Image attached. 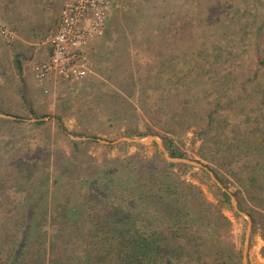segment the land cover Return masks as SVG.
Returning a JSON list of instances; mask_svg holds the SVG:
<instances>
[{
    "label": "rangeland",
    "instance_id": "rangeland-1",
    "mask_svg": "<svg viewBox=\"0 0 264 264\" xmlns=\"http://www.w3.org/2000/svg\"><path fill=\"white\" fill-rule=\"evenodd\" d=\"M220 1L223 5L215 8L216 11L213 13L211 7L213 0H114L107 17L103 37L97 41L98 44L91 43L89 45L92 46L90 48L92 60H90V73L86 76L87 84L84 83L83 87L75 90H66L64 89L65 85L61 84L60 89H64L61 91L56 90L59 85L55 82L56 84L49 85V90L45 92L40 91L29 79L24 81L19 77L20 80H17L19 84L14 85L16 87L14 92H17L19 87L25 89L29 97L28 104L33 105L35 110L33 112L30 110L18 111L9 103H7L8 106L3 104V107H8L7 112L19 113L25 118L22 119L23 124H10L13 128L3 122L0 123V153H25L29 160L37 165L39 173L49 174L51 180L59 181L61 172L58 171L59 163L57 161L61 162L63 166L66 165L67 171L73 170L75 164L88 172L93 170V166H101L105 162L116 159L122 161L125 157L134 154L140 158L151 160L161 153L165 160L158 143L165 149L163 143H167V139H172L174 147L186 155L185 159L197 161L203 166L208 165L210 169L216 171L218 177L223 179L226 184V188H224L245 211L243 213H252L247 264H264V213L261 211L254 213L255 208L245 195L246 187L239 182L240 178H244L245 175L240 171L242 162L233 163L230 166V172L233 171L236 175L234 179L232 175L221 173L214 164L200 158L205 153H202L201 140L198 138V134L201 133L199 126L211 120V118H207L209 113L218 112L222 119L221 125L229 124L230 127L245 125L240 122L238 117L241 108L234 102V97L238 94L237 91H224L221 85L223 74H216L209 68L210 65H216L218 69H221L224 64L219 61L223 58L229 59L231 54H235V68L227 66L225 70H234L237 74L240 80L238 82L235 80L236 85L241 80L254 78L246 88V93L243 96L246 94L247 100L243 103L245 106L246 104L250 105L251 109H256L255 111L259 106L264 109V95H262L264 94V67L258 69L260 58L264 57V0H257L256 4L251 1L245 4L244 0ZM164 14L165 17H162ZM157 17L161 18L159 20L161 27L168 24L167 17L183 19L189 24L188 31L193 39L203 45L201 48L196 47L192 53L183 55L179 61L176 60L171 68V71L175 73V77H172L173 82L163 81V85L158 88L152 86L154 84L147 83L148 78H156L157 71L145 62L146 54L140 45L143 44V39L148 32L157 34V37L163 33L157 40L158 44L164 40V33L169 35L164 29L157 30ZM249 21L255 24L253 27L254 44L250 43L251 50L248 52L246 50L248 42L239 46L243 37L234 32L239 25L244 27L248 25ZM0 23L6 27L1 19ZM147 23H151V25L146 27ZM119 28L121 32L124 29L123 33L129 35L127 39L131 42L134 52L124 59V67L118 68L117 63L114 64L118 71H114L112 78L109 79L110 74L107 75V70L110 68L109 59L104 60L101 55L110 53L105 49L113 47V42L118 37L119 31L117 30ZM9 33L12 35L10 41L3 40L1 37L0 41L12 42L15 36L11 31ZM96 45L103 47V49H99L103 51L100 54V63H95ZM160 47L156 45L154 53L152 55L148 53L153 56L155 62L165 58L159 52ZM4 54L5 50L0 47V71L6 73L10 64L9 60L6 61ZM186 62L188 65L185 64ZM101 64L106 70L103 71L99 66H96ZM254 71H257L256 77H254ZM141 73L144 75V88L139 86V81L132 86H129L125 81L126 77L136 78ZM7 77L9 76L2 75L0 81L3 83L6 79H10ZM212 79L216 81L214 84L211 83ZM91 80L94 85L89 83ZM14 81L16 82L15 78ZM125 83L129 88L128 96L119 89ZM95 84L105 85L108 92L115 91L122 97L125 95V99L135 109L136 114L132 116L129 114L121 121L113 120L104 127L100 125V121L106 119L108 115L90 121V118L85 114V119H81L82 114L86 113L94 102L99 101L103 107L108 101L107 99L105 102L100 99L96 100L97 95L94 89L98 87ZM216 90H218V94H215ZM30 91L38 92V96L31 98ZM183 93L187 95L186 98L182 97ZM209 93H213V95ZM179 98L183 101L182 106L178 102ZM229 103L231 104L229 105ZM183 107L189 111L184 110ZM173 113H176L175 117H173ZM219 116L214 118L216 119L215 123L219 120ZM39 117H45L42 119L45 124L31 125L39 121ZM172 118L179 124L193 125V127L187 131L178 130L179 136L173 138L160 128L163 122L170 121ZM224 118L227 121H224ZM58 120L63 130L58 128ZM127 125L138 129L137 133L143 134L142 137H134L132 140L142 141L148 137H155L158 143L151 141L143 145L125 141L124 139H130L124 135ZM93 136L96 141L89 143L90 137ZM63 159H70V164H67ZM71 164L72 166H70ZM173 173L178 176V192L175 188L170 190L177 194L174 196L176 204L172 205L171 209L177 208L175 220L178 223L161 218L162 224H149L151 217L141 216V220H137L136 229L144 236H149L154 232L163 241V238L167 237L165 239L174 245L175 264H243L242 255L247 220L235 214L230 198L229 203L221 204L220 196L210 177H206L201 169L193 167L183 171L174 169ZM42 187L45 191L46 183ZM121 187V192H124L126 185L122 184ZM54 190L50 181V184L48 183L49 199H51V193ZM57 191L60 192L58 199L62 203L66 202L65 196L72 200L78 199L79 203L85 201L83 200V190L75 193L74 197L69 188ZM7 195L15 205H21L25 198V193L15 188L8 190ZM86 195H90V193H86ZM90 197L92 198V195ZM128 202L130 204L133 201ZM86 203L88 204L90 201L86 199ZM155 212H158L157 208L156 211L154 210ZM146 223L149 225L146 226ZM154 226L158 228L152 231L151 228ZM41 232L47 237H53L56 234V231L49 226H45ZM194 235L197 245H191ZM186 242L188 245L185 247L183 245ZM46 247L47 243H45ZM197 247H200L201 250H198Z\"/></svg>",
    "mask_w": 264,
    "mask_h": 264
},
{
    "label": "trees",
    "instance_id": "trees-1",
    "mask_svg": "<svg viewBox=\"0 0 264 264\" xmlns=\"http://www.w3.org/2000/svg\"><path fill=\"white\" fill-rule=\"evenodd\" d=\"M250 1L254 4L257 3V0H244V3L247 4ZM207 3L209 4V1ZM222 5L220 0H213L211 6L213 13L216 11L215 8ZM162 17H165V14ZM160 19L157 17V30L164 29L169 35L164 33V40L158 44L157 40L163 33L157 37V34L148 32L143 39V44H140L144 54H146L145 62L157 71V74L155 73L156 78H148L147 83L154 84L152 86L157 88L163 85V81L166 83L173 82L172 77H175V73L171 71V68L176 60L179 61L183 55L192 53L196 47L201 48L203 46L190 35L189 24L183 19L167 17L168 24L164 27H161ZM254 24L249 21L248 25L244 27L239 25L234 32L243 37L242 42L238 44L239 46L248 42L246 47L248 52L251 50L250 43L254 44ZM150 25L151 23H147L146 27ZM123 30L122 32L120 28L117 30L119 33L113 42V47L105 49L110 53L101 55L104 60L109 59L110 68L107 70V75L110 74L109 79L112 78L114 71H118L114 64L117 63L118 68L124 67V59L134 52L131 42L127 39L129 35L124 34ZM98 40L100 39L92 43L98 44ZM156 45L161 46L159 52L165 58L155 62L151 55L154 53ZM91 47L88 46L87 48L90 64V60H92ZM99 49H103V47L96 45L95 63H100V54L103 53ZM235 59V54H231L229 59L223 58L219 61L224 64L221 69H218L216 65H210L209 68L214 70L216 74H223L221 85L224 91H237L238 94L235 95L234 102L241 108L238 117L240 122L245 125L243 127H230L229 124L221 125L222 119L219 113L216 111L209 113L207 118H211V120L199 126L201 133L198 134V138L201 140L202 153H205L200 158L214 164L221 173L232 175L234 179L236 175L233 171L230 172V166L241 161L240 171L246 177L244 175V178H240L241 181L239 182L246 187V198L253 204L254 213L258 211L264 213V109L259 106L257 107L258 110L255 111L256 109H251L250 105L246 104L247 107L244 105L243 102L247 98L245 97L246 94L243 95L254 78L241 80L236 85L235 80L237 82L240 80L237 74L234 70H225L227 66L235 68ZM185 64L188 65L187 62ZM259 65L258 69H263L264 57L260 58ZM96 66L101 69L104 68L103 64ZM0 75L2 77L1 73ZM143 76L141 73L136 78L133 76L126 77L125 81L129 86L139 81V86L144 88ZM256 76L257 71H254V77ZM197 77L201 78L200 76ZM86 78L69 83L51 77L42 88L38 87V89L47 91L49 90L48 86L55 82L59 85L56 90L80 89L84 83H88ZM215 82L213 79L211 80V83L214 84ZM17 83L18 81L15 82L13 78L6 79L3 83L0 81V114L12 118L0 119V123L3 122L10 128H13L10 124H23L22 119L25 117L19 113L7 112L9 109L3 107V104L8 106L7 103H9L18 111L30 110L33 112L35 110L33 105L28 104L29 97L25 89L19 87V90L14 92ZM89 83L94 85L93 80ZM61 84L65 85L64 89H60ZM95 86L98 87L94 89L97 95L96 100L100 99L105 102L107 99L108 101L103 106L104 108L99 101L94 102L90 109L82 114L81 119H85V114L90 118V121L108 115L106 119L100 121V125L104 127L113 120L121 121L129 114L130 116L136 114L135 109L125 99V95H129V88L126 83L120 86L122 88H119L125 93L124 97L115 91L108 92L105 85L95 84ZM216 92L215 94H218V90ZM16 94L18 95L14 96ZM209 94L213 95V93ZM186 96L185 93L182 94V97L186 98ZM178 102L181 106L183 105L180 98ZM242 104L245 106L244 108ZM183 109L189 111L185 107ZM175 116L176 113H173V117ZM216 116H219L217 123L214 119ZM43 118L45 117H39V121L31 125H44ZM224 121L227 120L224 118ZM57 122L58 128L63 130L59 120ZM190 127L193 125L184 126L172 118L170 121L163 122L160 128L169 136L177 138L179 136L178 130L187 131ZM137 132L138 129L127 125L124 135L130 139L143 136ZM90 138L89 143L96 141L94 136ZM167 141L163 145L171 158H186L184 153L174 147L172 139H167ZM63 160H66L67 164L70 162V159ZM57 162L59 163L58 171L61 172V179L54 181L51 180V175L39 173L37 165L29 160L27 154L0 153V264H175L173 243L165 239L167 237H164V234L162 236L165 242L154 232L149 236H144L136 229V223L137 220H141V216H150L149 224L160 225L162 224L161 218H167L171 222L178 223L175 220L177 208L171 209L172 205L176 204L174 196L177 194H174L173 191L170 192V190L175 188L178 192V176L173 173V170L183 171L191 166L168 163L163 159L161 153L151 160L140 158L134 154L125 157L122 161L116 159L105 162L101 166H93V170L88 172L75 164L73 170L67 171L66 165L63 166L61 162ZM204 166L212 171L217 180L226 188L224 180L218 177L217 172L210 169L208 165ZM201 171L206 174L203 170ZM50 181L51 187L55 188L51 193V199H49L50 194L48 195V183L50 184ZM45 183L44 191L42 185ZM244 183L247 185L245 186ZM122 184L126 185L124 192H121ZM213 185L220 196L221 204L229 203V196L217 188L214 183ZM12 188L25 193L21 205H15L7 195V191ZM68 188L74 194L73 197L75 193L83 190V200L85 201L79 203L78 199L72 200L65 196L66 202H60L58 199L60 192L57 190L64 191ZM86 193H90V195H86ZM91 195L95 199H92ZM86 199L90 203L87 204ZM128 201L133 202L129 204ZM237 205L241 212H245L238 202ZM156 208L158 212L154 213ZM235 214L237 215V213ZM247 215L253 218L252 213L247 212ZM173 224L175 225V223ZM45 226L54 229L56 234L53 237H47L41 232ZM155 228L158 227L154 226L151 230H156ZM196 242L197 239L194 235L191 245H197ZM45 243H47L46 248ZM187 245L186 242L183 246L186 247ZM197 248L201 250L200 247Z\"/></svg>",
    "mask_w": 264,
    "mask_h": 264
},
{
    "label": "built area",
    "instance_id": "built-area-1",
    "mask_svg": "<svg viewBox=\"0 0 264 264\" xmlns=\"http://www.w3.org/2000/svg\"><path fill=\"white\" fill-rule=\"evenodd\" d=\"M114 0H65L56 31L46 41L48 58L33 69V79L42 88L51 77L69 83L84 79L90 73L88 46L103 37L108 14ZM0 37L10 41L11 33L0 23Z\"/></svg>",
    "mask_w": 264,
    "mask_h": 264
},
{
    "label": "crops",
    "instance_id": "crops-1",
    "mask_svg": "<svg viewBox=\"0 0 264 264\" xmlns=\"http://www.w3.org/2000/svg\"><path fill=\"white\" fill-rule=\"evenodd\" d=\"M64 1L0 0V19L15 36L10 43L0 41L10 64L6 73L0 71L3 76L18 81L21 77L34 83L32 71L48 58L50 46L46 38L56 31ZM37 96L38 92L30 91L31 98Z\"/></svg>",
    "mask_w": 264,
    "mask_h": 264
},
{
    "label": "water",
    "instance_id": "water-1",
    "mask_svg": "<svg viewBox=\"0 0 264 264\" xmlns=\"http://www.w3.org/2000/svg\"><path fill=\"white\" fill-rule=\"evenodd\" d=\"M0 118H6V119H12L9 116H4L0 114ZM125 141L129 142V143H136V144H147L151 141L157 142L155 137H148L144 140H139V139H124ZM158 143V142H157ZM160 149L163 152L164 158L168 163L171 164H184V165H188L191 166L193 168H197V169H201L203 170L211 179V181L216 185L217 188H219L222 192L226 193L231 201V205L235 211V213H237L239 216L244 217L247 220V227L245 230V235H244V246H243V264H247V254H248V248H249V240H250V233H251V221H250V217L249 215L241 212L238 208L237 202L235 200V198L230 195L227 190L224 188V186L217 180V178L215 177V175L212 173V171H210L209 169H207L205 166H203L201 163L197 162V161H190L188 159H176V158H171L165 151V149L163 148V146L158 143Z\"/></svg>",
    "mask_w": 264,
    "mask_h": 264
}]
</instances>
